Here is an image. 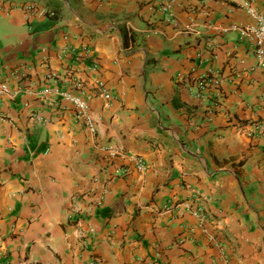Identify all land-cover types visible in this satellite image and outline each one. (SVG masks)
Listing matches in <instances>:
<instances>
[{
    "label": "crops",
    "instance_id": "crops-1",
    "mask_svg": "<svg viewBox=\"0 0 264 264\" xmlns=\"http://www.w3.org/2000/svg\"><path fill=\"white\" fill-rule=\"evenodd\" d=\"M245 1L0 0V264H264Z\"/></svg>",
    "mask_w": 264,
    "mask_h": 264
},
{
    "label": "built area",
    "instance_id": "built-area-1",
    "mask_svg": "<svg viewBox=\"0 0 264 264\" xmlns=\"http://www.w3.org/2000/svg\"><path fill=\"white\" fill-rule=\"evenodd\" d=\"M244 7L247 8L248 12L254 17L255 22L245 26L238 27L239 34L241 38L249 40L254 48L255 56L259 61L264 60V14L260 13L255 7H253L249 0H246L243 3ZM27 12H35L36 5L34 3H26L21 6ZM41 13L54 14L53 11H49L45 8L38 10ZM188 77V76H187ZM195 88L200 91L208 88L210 86L217 85L219 83V78L213 76L212 74H204L200 77H196L194 80ZM75 87H82L83 84L80 81H77ZM16 90H12L7 82L0 81V100L5 95L16 94ZM62 95L65 99L70 100L75 108L77 109L78 115L83 118L84 122L90 127L91 130H95V123L92 120L91 116L87 113L89 109L88 99L84 96L77 95L73 92L65 91L62 92ZM108 154L110 156H119L122 155L119 150L109 147L107 148ZM135 164L142 170L146 169V163L142 157L135 158ZM91 264H100L99 260H93Z\"/></svg>",
    "mask_w": 264,
    "mask_h": 264
}]
</instances>
